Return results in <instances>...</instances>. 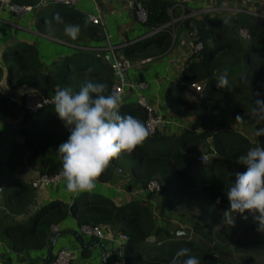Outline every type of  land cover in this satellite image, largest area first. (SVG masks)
<instances>
[{
  "label": "trees",
  "instance_id": "1",
  "mask_svg": "<svg viewBox=\"0 0 264 264\" xmlns=\"http://www.w3.org/2000/svg\"><path fill=\"white\" fill-rule=\"evenodd\" d=\"M10 1L18 5L34 6L37 0ZM141 3L146 9L143 24L149 29L158 28L168 21L167 9L171 6L169 1L145 0ZM49 5L54 9L51 18L59 17V7L70 6L60 3H49ZM67 9L70 10L67 15L71 16L66 17L67 25H79L78 34L84 29L91 37L97 33L96 27L87 21L84 14ZM221 22L222 18L218 15L206 17L198 22L192 18H185L182 21L193 43L197 41L201 43V49L191 53L193 55L188 59L189 64L182 70L183 84L179 85L174 93L164 95L168 110L178 118H187L195 110V103L193 104L195 100L184 96V84H200L203 91L196 98L198 112L195 113L199 120V130L181 131L179 139L177 137L175 140L170 135L157 131L148 135L130 153L123 152L112 160L114 162L119 157H125L127 171L140 187L151 179L156 180L160 187L158 193L164 195L167 210H171L176 203L184 206L183 201L186 198L195 200L200 206L201 213L217 225L213 232L214 239L217 240L212 246L213 250L186 240V237H183L185 235L177 236L175 229L158 225L146 200L116 205L107 199L87 205L74 204L70 208L60 201H55L54 207L50 210L34 214L35 226L31 224L20 231H18L19 223L10 215L11 211L7 204L8 211L0 217V222L8 219V223L1 227L0 233L1 240L8 233V238H4V241L9 249L14 252H24L43 247L51 233V227L56 226L67 214H70L78 226L105 224L119 227V233L126 236L121 255L124 264H171L175 253L181 248L190 249V254L198 256L201 264H223L225 261L216 251L223 248L221 243L224 242H230L232 253L237 258L247 261V264H252L250 262L252 255L264 256V227H259L251 215L245 213L246 218H244L234 214V226L224 222V211L228 207L226 191L232 182L229 168H234V171H245L244 166L235 163L236 158L245 154L249 148L257 146L258 142L264 146V135L259 137L256 135L257 129L264 128V113L254 111L255 100H264V54L260 57H251L255 49L264 48V19L255 20L239 13L233 22L247 29L248 38L239 37L233 34L235 33L233 31L227 34L229 37L225 42L221 40L224 34L218 31ZM160 31L158 33L160 35L167 34ZM169 38L159 49L160 51L166 49ZM224 45L225 47H222ZM87 55L84 56L97 60L91 54ZM237 58L240 59V64L232 66ZM35 62L34 58L13 55L5 75L8 86H23L28 90L49 95L55 87L58 89L71 87L78 90L85 82L84 73L87 68L69 75L68 82H63V79L59 78L61 77L59 72L39 74ZM256 62L260 63L256 64ZM224 63L227 68L218 70ZM225 70H227V85L223 88L212 87ZM87 79L106 83L108 93H111L112 73L106 64L94 69ZM126 99L124 101L128 103L129 110L123 114L133 115L143 122L144 110L129 95ZM39 110L31 114L22 110L16 103L4 99L0 102V120L19 116V124L29 120L33 125L38 120ZM237 115L241 118L236 119ZM207 125L212 127L210 131L205 128ZM251 128L256 135L253 142L239 131V129ZM18 131L25 136V146L34 150L37 173L49 176L62 168L60 154L56 149L67 139L69 133L57 114L45 118V126L40 129L19 128ZM200 151L209 155L206 162L196 161L194 156ZM109 176H112V170L107 167L96 180L103 181ZM20 196L21 199H25L22 192ZM218 198L219 202H217ZM236 228H239L238 236L233 238ZM10 229H15L12 236L9 235ZM202 235L207 241H209L208 236L212 237L208 230L202 231ZM134 246L141 247V250L131 253L130 249ZM108 260L111 261L113 258Z\"/></svg>",
  "mask_w": 264,
  "mask_h": 264
},
{
  "label": "crops",
  "instance_id": "2",
  "mask_svg": "<svg viewBox=\"0 0 264 264\" xmlns=\"http://www.w3.org/2000/svg\"><path fill=\"white\" fill-rule=\"evenodd\" d=\"M39 1L34 2V8L26 12L22 19H17L7 11L0 10V102L4 99L12 101L23 110L22 95L24 92L31 91L23 86H8L5 82L7 65L13 55L19 54L24 58H34L39 74L59 72L61 75L59 78L63 79V82H68L67 77L78 70L89 67L99 69L102 64H108L99 55H96L95 52L101 50L95 52L86 49L78 50L71 48L72 45H83L85 48H102L110 45L117 57L125 58L132 63L127 72L128 79L145 83L143 94L147 103L167 122L166 128L160 132L171 137L175 134L178 137L184 130L196 131L199 128L198 118H193L195 120L191 123L189 122L191 119L174 116L168 110L164 99L166 93H174L178 86L183 84L181 72L189 64L188 59L193 55L191 53H194L192 48L195 43L182 21L185 18H192L198 22L203 21L206 17L218 15L222 18L221 26L218 29L220 34H231L243 27H239L233 22L239 13L257 19L252 15V12L255 8L259 9L256 6V0H167L171 6L167 9L169 19L164 24L173 22L163 27L162 31L167 34L160 35L158 33L161 31L152 33L146 25L136 20L132 9L126 4L127 0H77L73 6L59 7V17L54 16L53 18H51L54 14L52 5L48 3L39 7L37 6ZM139 1L144 2L145 0ZM67 8L82 13L85 17L88 14L97 16L99 24H93L97 33L91 37L86 34L84 29L75 38H71L65 30L66 17H71L67 15L70 13ZM235 8H242V10L236 12ZM246 11H250V13ZM261 11L264 13L263 9ZM45 20H48L50 24L46 25ZM8 22L19 25V28L10 26ZM50 28H54L56 31L48 33ZM168 37H170L168 46L164 51H160L159 49L163 47ZM88 53L96 57L97 60H91L84 56ZM239 64L240 59L236 60L232 66ZM128 95L132 98V95L127 91H124L121 97L123 101L122 114L129 110L127 109L128 103L124 101L127 100ZM54 111V108L51 107L40 109L37 112L38 120L33 125L29 120L19 124V116L0 120V165L2 169L0 217L7 213L8 204L10 215L19 223L18 231H20L25 230L31 224L35 226L36 223H33L34 214L50 210L54 207L55 201H60L70 208L74 204L77 206L87 205L101 199L110 200L116 205H123L129 201L146 200L151 206L156 223L170 227L168 224L172 218L166 212L167 205L164 195L161 193L142 195L139 190L140 186L127 171L128 165L125 157H119L114 162L111 161L108 168H111L112 176L106 177L103 181L95 180V187L91 191L69 192L64 178L56 183L32 188L29 182L37 175L36 155L33 148L25 146V136L18 129H40L42 123H45V118L56 114ZM132 113L135 114V112ZM17 135L23 137L22 144L17 142ZM116 169H120L121 172L118 173ZM21 192L25 199H21ZM6 223H8V219H5V222H0V230ZM100 225L106 234L104 238L98 239L108 251L105 262H110L109 258L116 260L123 253L125 241H114L109 239V235L119 234V227ZM78 227L74 218L67 214L56 226L51 227V233L43 247L24 252H14L9 249L4 241V238H8V233L2 240L0 233V264H43L49 248L51 259L55 251L63 246L69 247L73 264H103L102 249L95 244L89 247L85 246L94 237L80 233ZM9 231V235L12 236L15 229ZM55 231H61L63 234L58 235L50 247L48 240ZM76 237L79 238L83 246L78 243ZM140 250L141 247L134 246L130 252L134 253Z\"/></svg>",
  "mask_w": 264,
  "mask_h": 264
},
{
  "label": "clouds",
  "instance_id": "3",
  "mask_svg": "<svg viewBox=\"0 0 264 264\" xmlns=\"http://www.w3.org/2000/svg\"><path fill=\"white\" fill-rule=\"evenodd\" d=\"M65 30L75 38L79 33V25H67ZM244 38L247 39L248 34ZM263 54L264 48H257L251 57ZM93 71L92 67L85 70V82L78 90L60 88L52 99L53 105L42 107L54 108L69 133L56 149L60 154L62 176L69 192L91 191L96 178L114 158L123 152L130 153L149 135L144 122L133 115L121 113V96L108 93L106 83L87 79ZM227 83L225 70L212 87L223 88ZM255 105L254 111L264 113V100L256 99ZM240 118L237 115L236 119ZM256 135H264V128L257 129ZM235 163L244 166L245 171L231 172L232 182L226 191L228 207L224 211V222L234 226V214L244 217L248 213L259 227H264V146L258 142L257 146L238 156ZM190 252L188 248L179 249L171 264H201V259Z\"/></svg>",
  "mask_w": 264,
  "mask_h": 264
},
{
  "label": "built area",
  "instance_id": "4",
  "mask_svg": "<svg viewBox=\"0 0 264 264\" xmlns=\"http://www.w3.org/2000/svg\"><path fill=\"white\" fill-rule=\"evenodd\" d=\"M77 0H40L37 6H43L48 3H60L64 5H70L73 6L76 3ZM257 8H255L252 12V15H254L257 19H264V13L261 11V9L264 10V0H256ZM129 8L132 9L133 14L138 22L144 23L146 18V9L142 5L141 1L139 0H127V3ZM34 6L30 5H18L15 3H12L10 0H0V10H5L9 14H12L17 19H22L23 15L33 9ZM216 9V7H214ZM211 9V8H210ZM208 9V10H210ZM213 9V8H212ZM236 12H241L242 8H235ZM250 13V11H246ZM86 18L91 24L98 25L99 19L95 15L88 14L86 15ZM173 21H170L169 24H172ZM10 26H13L14 28H19V25L15 23L8 22ZM161 25L158 28L150 29L152 33L157 32L159 30H162L165 25ZM238 33L246 37L247 31L245 28H238ZM71 48H76L78 50L86 49L95 52L96 50L100 52H95L96 55H99L102 60L107 62L111 73H112V79L113 82L111 84L110 91L111 93H115L122 97L124 91H127L129 94L132 95V99L135 101V103L140 106L144 110V124L148 130L149 135L154 134L157 131L163 130L167 126V122L164 119L163 116L159 115L156 110L150 106L143 94V90L145 89L146 85L145 83L141 81H135L128 79L127 72L131 68L132 63L125 59V58H119L117 57L113 51L111 50L110 45H106L102 48H92V47H86L83 45H72ZM201 49V43L196 42L193 44V52H198ZM58 90L57 87L54 88V91L47 95L38 91H27L23 93L22 97V106L26 112L35 113L37 110L44 106L53 105L52 99ZM202 91V86L200 84L192 83L187 84L184 88V95L191 99L192 97L195 98V96ZM17 142L22 144L23 137L22 136H16ZM196 161L202 162L207 159V156L204 153H201L196 156ZM118 173L121 172L120 169H116ZM62 176V168L59 169L57 172L53 173L52 175H45V174H39L37 175L29 182L30 186L32 188L42 187L46 184H52L58 182ZM159 183L156 180H149L145 183L144 186L140 187L139 190L142 193H158L159 191ZM80 233L85 234L89 237H94L97 239L104 238L106 236L105 231L101 227L100 224L95 225H81L78 227ZM109 239H112L114 241H125L126 236L122 233H119L117 235L111 234L109 235ZM50 264H73L71 259V252L68 246H63L55 251V253L52 255L50 259ZM103 264H124V259L122 256L119 258H116V260L110 261V262H104Z\"/></svg>",
  "mask_w": 264,
  "mask_h": 264
},
{
  "label": "rangeland",
  "instance_id": "5",
  "mask_svg": "<svg viewBox=\"0 0 264 264\" xmlns=\"http://www.w3.org/2000/svg\"><path fill=\"white\" fill-rule=\"evenodd\" d=\"M255 20H257V19H255ZM45 22H46V25L50 24V22L48 20H45ZM65 25H67V22ZM51 31H56V30L54 28H50L48 33H50ZM44 32H45V30H44ZM233 34H236L237 36L241 37L240 34L238 33V31H236V33H233ZM227 37H229V36H227V34H224L221 37V40L223 42H225ZM259 63L260 62H256V64H259ZM224 68L226 69L227 66L221 65L218 70H221ZM196 98H194V97L191 98V99L195 100V102H193V104L195 103L194 104L195 110L191 113L190 116L187 117V119H191V120H189V122L195 120L193 118H198L195 115V113L198 112L197 111L198 109L196 106L197 105ZM44 126H45V123H42V127H44ZM205 128L209 129V131L212 129V127L210 125H207ZM239 131L242 134L248 136V138L252 142L256 139L255 138L256 135L254 134V130L252 128L249 130L239 129ZM176 137H177V134L173 135L172 136L173 140H175ZM178 139H179V137H178ZM201 153H204L207 156V159L205 161H202V162H206L209 158V155L204 151H200L199 153L195 154L194 157L196 158V156L201 154ZM229 169H231V172H234V168L230 167ZM142 195H145V193H142ZM183 202L185 203L184 206H181L182 205L181 203H176L171 210L166 209V212H168L172 218V221L168 225L170 226V228L175 229V234H176V231H184L183 233L176 234L177 236L185 235L183 237H186V240L192 241L193 243H196L197 245H203V246H205L204 248H206L208 250H213L212 246H213L214 242L217 241L216 239H214L213 232H214V230H216L217 225L214 224V222L210 221L209 217H207L205 214L201 213L200 206L195 200H193L192 198H186V199H184ZM180 217L182 218L181 220H180ZM204 230L205 231L208 230L209 235L212 236V237L208 236L209 241H207L202 235V231H204ZM235 230H236L235 233L232 235L233 238H236L238 236L237 232L239 231V228H236ZM242 234H244V232ZM221 244H222L223 248L221 247L220 251L217 250L216 253H218L219 257L225 261V263H223V264H247L248 263L244 259L237 258L234 255V253H232L231 247L229 245L230 242H224ZM250 260H251L250 262L252 264H255V263L264 264V256L252 255V256H250Z\"/></svg>",
  "mask_w": 264,
  "mask_h": 264
},
{
  "label": "water",
  "instance_id": "6",
  "mask_svg": "<svg viewBox=\"0 0 264 264\" xmlns=\"http://www.w3.org/2000/svg\"><path fill=\"white\" fill-rule=\"evenodd\" d=\"M1 174H2V169H1V165H0V190H1V187H2ZM183 232H184V231H176V234H178V233H183ZM60 234H63V232H61V231H55V232H53V233L51 234V236L49 237V240H48V243H49L50 247L52 246V244H53L55 238H56L58 235H60ZM76 238H77V240H78V243H80L81 246H83L82 243H81V241L79 240V238H78V237H76ZM92 244L98 245V246L102 249V251H103V257H102V260L105 262V261H106L105 258H106L107 254H108V253H107L108 251L106 250V248H105V247L99 242V240H98L97 238H92V240L88 241V243H86L85 246L89 247V246H91ZM49 256H50V248H49V250L47 251V257L45 258L43 264H49V260H50V257H49Z\"/></svg>",
  "mask_w": 264,
  "mask_h": 264
}]
</instances>
